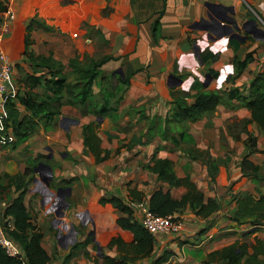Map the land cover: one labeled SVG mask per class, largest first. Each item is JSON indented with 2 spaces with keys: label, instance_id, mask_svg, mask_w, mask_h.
I'll return each instance as SVG.
<instances>
[{
  "label": "crops",
  "instance_id": "obj_1",
  "mask_svg": "<svg viewBox=\"0 0 264 264\" xmlns=\"http://www.w3.org/2000/svg\"><path fill=\"white\" fill-rule=\"evenodd\" d=\"M0 7H6L0 8V18L7 8L14 16L10 31L2 41L12 64L5 96L10 95L14 101H17L16 93L24 92L23 81L27 75L44 71L35 65L37 56L52 53L67 65L75 55L80 59L85 54L92 55L95 35L106 46L102 55L113 56L100 70L117 74L116 70L121 69V76H129V85L118 105L121 114L115 121L63 105L52 129L45 130L38 125L34 134L17 147L0 145L1 184L6 185L8 177L34 164L33 174L26 184L24 203L30 211L31 223L43 235L42 246L51 255L47 264H95L94 259L102 263L101 252L112 257L119 255L116 247H107L112 235L118 233L125 241H132V233L116 224L121 212L109 203L100 204V197L117 195L127 202L132 199L129 189L133 187L141 191L145 201L158 187L168 189L174 198L183 195L184 186L170 187L158 181L157 175L149 170L155 158H168L177 177L189 176L205 198H217L220 208L209 218H200L189 208L175 212L183 222L182 231L177 235L158 236L152 252L135 264H222L209 261L208 254L235 241L251 244L255 236L264 238V223L255 226L252 217L239 222L227 217L236 208L235 194L264 195V180L257 183L243 176L239 167L246 153L247 133L254 134L257 150L249 155V160L259 166V174L264 175L263 135L255 124L248 122L250 111L239 100L232 99L218 104L211 114L189 122L188 133L195 147L203 151L202 158L188 156L183 150L186 143L177 146L169 139L163 140L157 130L164 125L175 97L194 92L192 86L196 79L205 90L237 87L247 93L251 79L264 64V34L257 32L264 31V0H86L84 12L74 23L87 22L94 26L95 30L87 34L38 26L27 31L31 19L36 18V0H0ZM226 15L236 20L240 38L231 37V32L206 29L209 18L225 23ZM62 25H66L64 19ZM249 50H253L252 59L239 76L228 80L233 72L234 56L242 59ZM209 69L217 75H212ZM69 70L65 67L66 72ZM35 90L44 92L43 87ZM98 90L94 84V93ZM126 109L129 113L124 114ZM96 119L101 122L98 130L101 147L108 152V158L99 163L84 147L82 135V125ZM152 121L157 123L152 124ZM169 133L178 134L176 125ZM8 135L12 138L11 132ZM39 154L42 156L37 159ZM206 156H209V168L214 169L213 181L208 176ZM30 157L32 162H29ZM83 177L88 178L86 186L81 183ZM66 187L70 189L66 191V207L61 209L63 215L58 216L60 188ZM74 187L80 198H73ZM15 196L17 192L13 187L6 190L0 187V216ZM83 206L91 214L94 239L65 261L70 246L60 240L64 232L55 224H64V220L71 218L66 216L68 207L77 214ZM7 220L12 224L11 218ZM63 226L69 227L68 224ZM90 232L87 230V235H92ZM83 251H87L89 257ZM164 254L167 259L157 262ZM260 260V264H264V253Z\"/></svg>",
  "mask_w": 264,
  "mask_h": 264
},
{
  "label": "trees",
  "instance_id": "obj_2",
  "mask_svg": "<svg viewBox=\"0 0 264 264\" xmlns=\"http://www.w3.org/2000/svg\"><path fill=\"white\" fill-rule=\"evenodd\" d=\"M35 26L48 29L43 22L32 18L26 30L30 31ZM27 41L26 35L25 42ZM252 53L253 50H249L242 59L234 56L233 72L228 76V80H234L240 75L252 59ZM212 56L213 54L210 57ZM111 58L113 56L108 54L97 58L85 54L81 59L75 55L65 65L54 58L52 53L47 56H37L35 65L44 71L27 75L23 81L24 92L15 95L17 101H14L10 95L5 97L3 103L5 115L0 118V145L11 144L13 148L17 147L34 134L38 125L45 130L52 129L60 117L63 105L74 106L96 117H110L113 121L118 119L121 114L118 112V105L129 85V76L116 75L117 84L114 85L112 75L100 70L101 65ZM203 58L205 59V56ZM65 67H69L70 72H66ZM209 70L212 75H217L214 70ZM69 76L72 78L69 79ZM94 84L99 89L96 93L93 91ZM37 87H43L44 92L36 91ZM192 89L193 93L179 94L173 100V105L164 118V125L157 129L163 140L169 139L177 146L186 143L187 146H183V150L188 156L202 158L204 153L195 147L194 139L187 130L188 123L211 114L218 104L237 99L250 111L248 122L255 124L262 132L264 141V64L251 79L245 94L237 87L224 91L205 90L198 79L194 81ZM123 113H129V109ZM155 123L157 122L153 121V124ZM100 124L101 122L96 119L82 125L83 145L92 153L96 163L108 158V152L101 147V138L98 134ZM174 125L178 126L177 135L169 133V129H173ZM8 132L12 133V138ZM256 140L257 137L254 134L247 133L246 153L242 156L239 167L243 176H249L258 183L264 180V175L261 176L260 167L249 160V155L257 150ZM41 156L42 154H39L37 159ZM206 159L208 176L210 181H213L214 169L209 168V156H206ZM33 165L30 163L23 172L8 177L6 185L0 182L2 190L13 187L17 192V196L13 197L4 209L0 225L6 226L8 217L12 219L13 228H7L6 233L20 249V255L12 257L0 248V264H47L51 259V255L41 244L43 235L31 223L30 211L24 203L26 184L33 174ZM149 170L157 175L158 181L166 182L170 187L184 186L186 188V192L178 198L172 197L168 189L155 188L147 201L153 212L168 215L189 208L196 216L209 218L219 210L220 203L217 198H205L203 191L189 176L177 177L172 162L168 158H155L153 164L149 165ZM61 182L69 183L65 180ZM129 194L132 200H142L141 191L135 187L129 189ZM234 199L236 208L227 216L229 219L239 222L243 218L252 217L253 225L258 226L264 223V195L255 196L245 192L235 194ZM98 201L100 204L109 203L121 212L122 215L116 218V224L130 231L133 238L132 241L127 242L118 233L112 235L107 242V247H116L119 255L112 257L101 252L102 263H99L97 259H94V263L135 264L147 257L154 248V236L135 219L133 209L117 195L100 197ZM91 240L92 235H87L83 241L73 242L65 255V261L74 256L79 249H84ZM263 253L264 238L255 236L251 244L235 241L212 251L207 259L222 264H260V255ZM83 254L89 257L87 251H83ZM166 259L167 255L164 254L157 262Z\"/></svg>",
  "mask_w": 264,
  "mask_h": 264
},
{
  "label": "rangeland",
  "instance_id": "obj_3",
  "mask_svg": "<svg viewBox=\"0 0 264 264\" xmlns=\"http://www.w3.org/2000/svg\"><path fill=\"white\" fill-rule=\"evenodd\" d=\"M64 1H67V0H36L37 8H36V13L34 14V16L39 21L43 22L45 27L51 30H56L58 28L59 31H61V29L64 28L66 31L70 32L71 34L77 33V32H85L86 34L90 32L92 33L95 30L94 26L88 25L87 22H82L79 24L74 23V20H76L78 16L81 17L82 13L84 12V9H85L84 4L86 3V0H72L71 3H65ZM62 19L65 20L66 25H62ZM93 38L95 39L91 43L92 44L91 46L92 55L90 54L89 55L97 58V57L102 56V54L106 52V46L104 45V43L101 42V40L96 35L93 36ZM110 74L112 75V83L114 85L117 84L116 75L118 74H112V73ZM152 124H153V121H152ZM176 127L178 126L176 125ZM24 151L26 152L25 149ZM43 160L45 159H42V161ZM32 161L33 160L30 157L29 162H32ZM81 183L84 186H86L88 184V178L83 177ZM52 184L55 185L56 183L53 182ZM82 184H80V186ZM77 190L78 189L74 187L73 198H80V194L77 192ZM66 195H67V192L63 191L62 198L64 200H65ZM29 201L30 200H28V204H30ZM69 208L70 207H68V214L66 216L70 215L72 219L68 218L69 220L68 219L64 220V224H68L69 226L68 229L64 228L63 222L61 224H55L56 227L58 226L62 228L63 232L66 233V235L63 238H60V240H64V244L68 246L72 245V243L75 241H78V240L83 241L85 237L87 236V233H86L87 230L88 231L92 230V223H93V220L91 219V214L87 207L85 206L80 207L77 210V214L74 211H70ZM32 212L35 213L34 211ZM83 213L86 216L83 215ZM47 223H50V219H47ZM71 226H73L74 228L73 231H71Z\"/></svg>",
  "mask_w": 264,
  "mask_h": 264
},
{
  "label": "built area",
  "instance_id": "obj_4",
  "mask_svg": "<svg viewBox=\"0 0 264 264\" xmlns=\"http://www.w3.org/2000/svg\"><path fill=\"white\" fill-rule=\"evenodd\" d=\"M13 12L10 8L5 10V14L0 20V118L5 115L3 103L11 80L12 64L9 56L5 52L2 45L3 37L10 31L11 22L13 20ZM133 209L135 219L154 236V241L158 236H172L179 234L183 229V222L175 213L168 215H160L153 212L147 201L132 200L126 202ZM12 229L13 224L10 222L6 226L0 225V248L12 257L20 255L18 245L7 235L6 229Z\"/></svg>",
  "mask_w": 264,
  "mask_h": 264
},
{
  "label": "water",
  "instance_id": "obj_5",
  "mask_svg": "<svg viewBox=\"0 0 264 264\" xmlns=\"http://www.w3.org/2000/svg\"><path fill=\"white\" fill-rule=\"evenodd\" d=\"M209 19H210V21H209L210 23H209L208 26H206V29H209L211 31L221 30V31H225L226 33L231 32L230 36L233 37V38H237V39L241 37V34L239 32L240 28L237 25L236 20L232 16L226 15L225 18H224L226 20L225 23H223L222 20L215 21V20H213L211 18H209ZM244 26H245V24L243 25V27ZM257 32L264 34V31H261V30H259ZM116 73L122 75L121 69L116 70ZM43 165L46 166L47 168H49V165H47V164H43ZM69 190L70 189L68 187L60 188V193H59L60 201L58 202V203L61 204L60 208L66 207V204H65L66 202H64V199L62 198V192L63 191H67L68 192ZM60 208H58L57 211H56L58 216H61L64 213ZM0 220L2 221V216H0ZM73 229H74L73 226H71V231H73ZM90 234H92V238L94 239V229L91 230ZM65 235L66 234H63V237Z\"/></svg>",
  "mask_w": 264,
  "mask_h": 264
}]
</instances>
